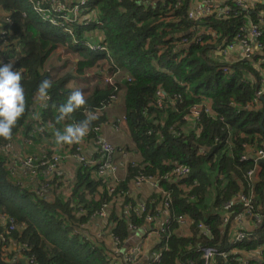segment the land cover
<instances>
[{"label": "trees", "instance_id": "16d2710c", "mask_svg": "<svg viewBox=\"0 0 264 264\" xmlns=\"http://www.w3.org/2000/svg\"><path fill=\"white\" fill-rule=\"evenodd\" d=\"M56 1H64L71 7L81 0ZM87 1L83 5L87 14L84 18L96 14L102 24L77 22L70 27L74 32L71 35L43 16L41 10L45 9L51 16H57L52 0H0V63L14 61L13 68L21 73L25 95V112L13 128L11 138L20 133L23 139L35 137L37 142L47 139L55 144V133L66 126L86 121L89 127L87 135L79 142L57 144L54 149L59 152L48 153L52 156L67 153L70 157L64 161L73 157L79 165L69 189L63 186L60 191L63 194L53 200L46 199L40 189L18 184V179H23L22 174L16 178L11 175L8 165L12 158L4 149L11 138H0V214L16 219L18 229L12 236L25 247L23 253L29 263L113 264L111 257L94 241L76 233V224L111 206L112 201L122 195L125 198L122 216L110 218L115 221L113 235H120L124 240L129 224L140 227L147 215L162 212L157 209L163 207L164 196L155 195L152 202L148 201L147 213L142 216L137 215V201L127 197L130 183L148 175L159 177L172 197V223L168 232L161 234L168 249L163 251L158 264H191V259L196 264H205L201 249L207 246L217 248L219 253H228L227 257L216 255L215 264H238L243 252L264 248V219L254 231L244 230L247 236L243 242L235 241L236 230L231 222L244 210V205L240 201L231 208L226 206L233 196L249 193L248 171L254 168V162L253 159L239 161L244 144H257L261 148L264 141L262 112L254 103L264 78V62L259 63L264 58V17H260L264 4L257 2L245 8L235 0H227L220 7L214 4L212 13L193 20L188 16L191 0H150L152 4L142 0ZM70 17L74 20L72 15ZM252 24L262 30L259 38L262 52L257 54L255 49L252 58L232 64L224 61L223 51H228V46L236 42V35ZM97 31L104 34L102 43L110 50L114 64L128 73L124 114L120 120L126 117L135 143L129 150L140 156L135 165L131 163L127 176L118 182L113 193L107 188L103 174L97 171L95 161L100 163L102 154L98 149L96 156L93 155L94 162L88 163L92 160L91 151L83 147V142L97 144L98 137L103 135L102 123L106 117L101 110L113 104L114 89L98 86L89 89L90 94L84 93L85 104L59 119L60 105L74 91L71 83L107 56L83 44ZM195 33L202 36L200 41L192 40ZM58 47L79 55L75 67L61 76L52 74L46 66ZM215 51H219L217 56ZM43 80L51 82L47 100L37 99ZM159 89L164 92L162 105L158 104L156 94ZM198 103H205L211 111L203 110L196 120L191 108ZM104 105L107 106L103 108ZM190 124L192 127L187 129ZM113 126L120 127L118 119ZM37 128L43 132L29 134ZM110 143L116 152L118 147ZM79 144L82 149L78 153L87 159L85 161L75 155ZM177 164L188 165L190 174L182 178L173 175ZM171 176L175 180L171 185L165 184ZM39 178L48 181L46 176ZM260 180L255 188L259 195L255 205L264 210V163ZM102 183L105 191L101 194ZM210 188L216 189V201L207 195ZM87 189L88 192L100 191V197L87 198ZM70 191L73 194L69 196ZM80 209L85 215L79 221ZM180 214L189 220L190 235L174 231L179 227L175 218ZM227 215L230 220L224 225ZM201 223L209 226L206 234L200 232ZM10 260L11 255L5 256L1 244L0 264H10ZM15 264H24V261Z\"/></svg>", "mask_w": 264, "mask_h": 264}, {"label": "crops", "instance_id": "0c3cea01", "mask_svg": "<svg viewBox=\"0 0 264 264\" xmlns=\"http://www.w3.org/2000/svg\"><path fill=\"white\" fill-rule=\"evenodd\" d=\"M209 0H191L192 2V7H198L201 6L205 3H207ZM227 0H213L215 5H223ZM245 3L246 7L251 6L253 4H256L257 2H262L264 4V0H243ZM245 7V8H246ZM223 13H226V11ZM222 14V12H221ZM260 17H264V11L261 12ZM104 40V34L102 31H97V32H92L90 36L88 37L87 41L90 43H100ZM252 43L253 40H251ZM262 51L257 49L255 50V53L260 54ZM61 53V54H60ZM219 51H215L214 54L217 56ZM69 55L73 56V59L70 58ZM223 55L225 56L222 58L224 61H228L231 64L239 62L243 59V51L240 47H237L234 51H223ZM264 55V54H263ZM221 59V60H222ZM49 64L47 63L46 66L50 67L49 70L52 71V74L56 76H61L65 72L66 65L69 64L70 61H72V67L69 68V71L72 70L75 67V62L79 61V55L64 48V47H58L54 51V55L52 54L49 58ZM264 62V58L259 61V63ZM106 65L105 63H103ZM99 63H97L95 66L88 68L87 70L84 71V73L78 77L74 82L71 83V86L74 88L75 86H78L83 93L87 92V94H90L88 90L90 89V84L84 79L85 75L87 73L94 74L96 72V69L98 68ZM59 68V72H57L55 69ZM68 71V72H69ZM264 75V69L262 71ZM128 73L124 70L121 69L120 72L117 74V78L120 83L121 87V94H120V100L116 103L111 104L109 107L101 110L102 114L105 115L106 121L102 123V130H103V135L114 145L118 147V150L114 153L117 154L115 157H113V161L117 164L118 170L116 172L112 171H107L105 174H103V180L106 182L107 188L115 186L116 182L123 180L127 176V171L129 170V166L132 164H135L134 162H137V158H139V154L133 153V150L130 151L129 148L135 147V143L132 139L131 136V131L128 127L127 122L123 121L121 123L120 118L124 114V104L126 100V91H125V81L128 78ZM260 91L262 90V86L259 89ZM256 104L255 106L257 109H259L262 112V128L264 129V89H263V94L259 98L257 102L254 101ZM42 108L41 106H39ZM99 112V111H98ZM118 119V123L120 127L118 129H115L113 124L114 122ZM193 125V123H192ZM192 125H188L187 129L192 127ZM186 130V129H185ZM23 137L24 135L18 134L16 135L12 148V162L10 166L15 165L17 162V154L18 156L22 155L21 154V148L23 144ZM75 143V142H74ZM95 143V141H94ZM93 142H83V147L87 149V151H91L90 153V158H92V161H94L96 158L93 156L97 154L98 151V146L97 144L95 145ZM261 148L257 147V144L254 146L252 145H246L244 152L240 155L239 161L240 162H247L251 159L254 162V168L252 170L248 171V175L251 176L250 180L251 182L249 183L250 189L249 193L247 196L251 197L254 202L258 203L259 200V195L255 191L256 185L260 180V175L262 172V164L264 163V155L260 156L259 151L264 152V141L261 142ZM74 146V145H73ZM134 149V148H133ZM67 151V150H66ZM129 151V152H128ZM114 156V155H113ZM246 158L243 160V158ZM261 159H263V162H261ZM79 165L76 162V160L71 157L67 159L64 162H61L59 165L58 171L55 173V175H45L46 178L51 182L50 188L46 189L44 188L41 192L43 193V196L46 197V199L53 200L56 195H60L63 193V186H66L68 189L71 186V181L73 178L76 177L78 173ZM252 172V174H250ZM22 174L21 176L23 177L22 180L18 179V181L26 187H32L33 189H40L39 188V182H34L29 179V177L24 174L21 169L16 174H13L14 177L16 178L18 174ZM98 174V173H97ZM156 177V176H155ZM177 177V176H176ZM173 178V179H172ZM158 180L159 177H156ZM174 177H169L167 180H165V184L171 185L172 182L174 181ZM159 185H154L152 183H144L140 187L135 184V182H131L129 187H128V195L127 197H132L137 201V206L139 209L142 205H147L148 201L152 202L154 196H164V193L167 192V188L165 185L161 184V180L159 179ZM59 186H58V185ZM168 185V186H169ZM38 186V188H36ZM104 184H100L99 187L101 194L105 191ZM118 186V183L116 184L115 188ZM47 191H46V190ZM184 189V188H183ZM215 189V188H214ZM41 190V189H40ZM89 189H87L86 196L87 198H93L95 195L99 198L100 197V191H94V192H88ZM185 191L187 190V187L184 189ZM46 191V192H45ZM68 193V192H67ZM113 193V192H111ZM244 192H241L243 194ZM73 194V191L69 192V196ZM66 195V193H64ZM208 197L211 198L210 200L216 201L215 195H216V189L214 191L211 190V188L208 190L207 193ZM240 195L239 196H233L230 202L233 204H238L240 202ZM261 198V197H260ZM125 198L120 195L114 199L112 202L113 204L108 205V207L105 208L104 214H96L94 216H89L88 220L80 223L77 222L76 226V233L79 234L81 237L85 236L94 241L101 249L104 251L105 254L111 256V257H122L124 256L128 251L131 249L135 248L139 241H143V247L141 251L139 252L136 260L132 264H150L151 262V257L153 255V252L157 249V247L161 243V235L149 232V229L153 225V221H155V228L160 227L161 223L165 220V214L162 211H159L161 213L155 214L154 215V220L153 221H148L139 227V230L135 229L133 225L129 224L128 226V236L125 237L122 243H118V241L115 240L114 235L112 233V227L113 223L115 222L114 219L121 217L122 216V206L124 205V200ZM229 202V201H228ZM264 204V203H263ZM80 209V213L77 216V219L80 221L81 217L85 215V213H82ZM224 213L225 211L222 210ZM264 213V210H263ZM229 215H227L228 217ZM110 217L114 218L111 219ZM263 219H264V214H263ZM225 220V218H224ZM230 220L228 219L224 221V225L227 224V222ZM260 223H256L255 220L251 219L245 212L244 210L236 217L232 222L231 225L235 227V230H246V232H252L255 230V227L258 226ZM177 228L174 229L176 233H187L190 235L192 232L190 231V225H189V220H187L186 223H179L178 222ZM21 229V228H20ZM22 231V229H21ZM233 239V238H232ZM11 246L5 248L3 247L4 254L5 256H8L9 254L11 255V260L10 264H15V263H22L24 261V264H33L32 261L29 263V259L24 256L23 250L21 249V245L18 242V240H13L11 241ZM243 255L241 256L244 259H247L251 261L252 263L256 264L260 260H264V248L256 249L250 252H243Z\"/></svg>", "mask_w": 264, "mask_h": 264}, {"label": "built area", "instance_id": "2783aa9c", "mask_svg": "<svg viewBox=\"0 0 264 264\" xmlns=\"http://www.w3.org/2000/svg\"><path fill=\"white\" fill-rule=\"evenodd\" d=\"M235 1L239 6L246 7L243 0H235ZM87 2H88L87 0H81L80 3H77L75 6L69 7L64 1L58 2L56 0H52V5L54 8V11L57 13V16H51L49 13V10L47 9L41 10L40 6H39V9L42 11L43 16L49 19L54 26H57V28L61 27L65 29L67 33L74 35V32L70 27L71 25L76 24L77 22H81V23L84 22L85 25H91L94 23L100 24V25L102 24L101 21L97 20L96 14H92L84 18L87 14L85 13V8H83V5H86ZM142 2L146 4H152L150 0H142ZM213 9H214V2L213 0H209L207 3L201 6H198L195 8L192 7L191 9H189L188 16L190 19L200 20L202 17L212 13ZM70 15L74 17V20H71ZM80 15L82 16L81 19L79 21L73 22L78 17H80ZM261 34H262V30L260 29L258 25L252 24L249 27L243 28L242 31L236 35V42L228 46V50L234 51L237 47H240L243 51V59H250L252 58L253 52L255 49L262 48V43L259 40ZM201 39H202V36L200 35V33H195L194 36L192 37V40H195V41H200ZM251 40H253L254 43H252ZM184 41H187V40L184 39ZM87 46L91 50H95V51L98 50L101 52L108 53V48L103 43H96V44L88 43ZM109 59H111L110 53H108L105 58L98 61L99 66L96 69V72L94 74L87 73L84 79H86V81L90 84V89H93L97 86L103 89L104 88L114 89V93L111 94V103H116L120 100V94H121V87H120L119 80L117 78V74L120 72L121 69L117 67L114 64V62H110ZM102 62L104 63L108 62L109 66L101 65ZM227 70L228 68H225V71ZM263 89H264V78H263L262 90L257 91L256 98L254 99L255 102H257L259 98L261 97V95L263 94ZM76 90H80L83 93V91L78 86L74 87V91ZM156 94H157V98L159 102L158 104L162 105L164 92L161 91V89H159L156 92ZM106 106L107 105H104L103 108H105ZM203 110L207 112L211 111V109L205 103H198V104L193 105L191 108L192 117H194L196 120H199V117ZM123 121H126V117H123L121 119V123ZM35 130L37 132L31 131L29 132V134L33 135V134H37L38 132H43V129L39 130V128H37ZM15 137L16 136H13L10 142L4 146V149L6 152H9V151L12 152L11 149H12V145H13ZM25 140L27 139H23V141ZM97 144H98V149L100 153L102 154L101 162L98 163V161H95V163L98 165L97 171L100 174L101 173L105 174L107 171L116 172L118 170V166L113 161L115 147L108 141L106 137L101 136V135L98 137ZM81 149H82V146L80 144L77 145L75 155L77 156V158H79L80 161H85L87 159L81 153H78L79 151H81ZM259 155L263 156L264 152L259 151ZM66 157H70V155L65 154L64 159ZM16 159H17V162L15 165H12V166H10V164L8 165L11 175L16 174L19 171V169H21V171L27 175L25 171H28L27 170L28 168H31L33 174H38L37 168L40 166H45L43 170L39 171V173H41L40 175L38 176L32 175V177H30L31 174L30 176L27 175L30 180L34 182H39V187L41 190H43L44 188L46 189L50 188L51 182L49 179L48 181H41L39 177H43L45 175H55V173L59 169V165L62 162L61 161L62 159L59 155L52 156L49 154H45L44 156H41V157H29V158H22L20 155L18 156L17 154ZM244 159L246 158L244 157L243 160ZM87 162L92 163L94 161L89 160ZM190 171L191 169L188 165L177 164L174 167L172 174L179 178H182V177H186L187 175H189ZM250 174H252V172ZM134 182L139 187L143 185L144 183H152L156 186L159 185L160 183L159 179L157 180L156 177L152 175L137 177L134 179ZM117 183L118 181L116 182V184ZM115 186L110 187V192H114L116 190ZM192 200L195 201L196 198L192 197ZM240 201L244 205V212L251 219L255 220L256 223H260L263 219V210L256 207L254 200L245 194H241ZM171 206H172V197H171V194L167 191L164 193L163 207L160 206L157 209L158 211L164 212L165 220L161 223L160 227L155 228V221H153L155 214L147 215V220L149 222L153 221L152 222L153 225L149 229V232L151 231L159 235L166 234L168 232L169 225L172 223ZM226 206L228 208L229 207L231 208L232 203L228 202ZM104 210L105 208H103L101 211L97 212L96 214L103 215ZM81 211L84 212L83 209ZM144 213H147L146 205H142L139 209H137L138 216H142ZM175 219L179 223L187 222V219L182 214L178 215ZM226 220L227 218H225V221ZM0 226L2 227V230H3L2 232H0V240H6V237H7L6 235L10 234L9 229H14V230L18 229V225L16 224V219L12 215H9V214H0ZM133 227L139 230V227H136V226H133ZM199 229H200V232L206 234L209 231V226L201 223L199 225ZM246 236H247V233L244 230L242 229L236 230L235 235H234V240L238 242H243L246 239ZM83 238L89 239L88 237H85V236H83ZM114 238L116 241H118V243L123 242L120 235H116L114 236ZM162 238L163 236L161 235V243L159 245L160 247L158 246L157 249L153 252L150 264H158L162 259L163 251L168 249L167 242H163ZM143 244H144L143 241H139L138 245L135 248L128 251L122 257H111L110 256L111 262L113 264H132L136 260L139 252L141 251ZM201 250H202V257L205 261V264H215V257L218 254H222L225 257H227L228 255V253L226 252L219 253L217 248L213 246L203 247ZM190 263L196 264L193 259L190 260ZM254 263H252L251 261L247 259L242 258V261L239 262L238 264H254ZM256 264H264V260H260Z\"/></svg>", "mask_w": 264, "mask_h": 264}, {"label": "clouds", "instance_id": "9594fccd", "mask_svg": "<svg viewBox=\"0 0 264 264\" xmlns=\"http://www.w3.org/2000/svg\"><path fill=\"white\" fill-rule=\"evenodd\" d=\"M88 43L90 42L85 40L83 44L87 45ZM108 53H110L109 49ZM13 64L14 61L0 63V138L4 139L11 138L13 128L25 112V95L21 86V73L14 70ZM50 87L51 82L43 80L37 90V99L47 100V90ZM85 102V96L80 90L71 92L67 101L59 107V119H64L76 109L82 107ZM87 132L88 123L86 121L70 124L63 131L55 133V143L71 144L79 142L87 135Z\"/></svg>", "mask_w": 264, "mask_h": 264}, {"label": "rangeland", "instance_id": "374dc122", "mask_svg": "<svg viewBox=\"0 0 264 264\" xmlns=\"http://www.w3.org/2000/svg\"><path fill=\"white\" fill-rule=\"evenodd\" d=\"M61 54V53H60ZM54 55V53H53ZM71 59H73V56L72 55H69ZM110 62H113L114 59L111 58L109 59ZM47 63L49 64V60L47 61ZM104 62L101 63V65H104L103 64ZM106 66H109L108 62H105ZM72 67V61L69 62V64L66 65V68H65V72L67 73L69 71V68ZM57 72H59V68H56L55 69ZM31 131H34V132H37L35 129L31 130ZM101 136H104V135H101ZM105 137V136H104ZM55 144H51L49 142V140L47 139H41V142H37V140L34 138H30V139H27L23 142L22 144V148H21V157L22 158H29V157H41V156H44L45 154H48L50 152H53V151H58L57 149H54L55 147H58L59 145ZM65 145V144H63ZM14 148H12L13 150ZM67 150V149H66ZM59 152V151H58ZM7 153H10L12 154V152H7ZM67 154V153H66ZM61 157L62 159V162H64V154L60 153V154H57ZM45 166H40L37 168V172L38 174H33L31 168H28L27 170L28 171H25V173L27 174H31L30 177H32V175H35V176H38L40 175L41 173H39V171L43 170ZM102 174V173H101ZM38 179V178H37ZM18 184L22 185L19 181H18ZM49 189V188H47ZM19 229H20V226H19ZM10 231V236L9 237H6V240H0V245L2 244L3 247L5 248H8V247H12L11 246V241L15 240L14 237L12 236L13 232H14V229H9ZM21 249H25V247H21Z\"/></svg>", "mask_w": 264, "mask_h": 264}, {"label": "water", "instance_id": "95a60500", "mask_svg": "<svg viewBox=\"0 0 264 264\" xmlns=\"http://www.w3.org/2000/svg\"><path fill=\"white\" fill-rule=\"evenodd\" d=\"M261 162H263V159H261Z\"/></svg>", "mask_w": 264, "mask_h": 264}]
</instances>
